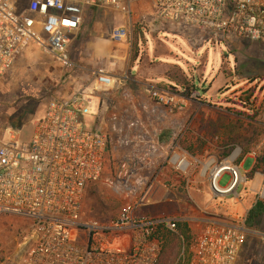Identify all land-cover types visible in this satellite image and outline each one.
<instances>
[{
  "label": "built area",
  "instance_id": "1",
  "mask_svg": "<svg viewBox=\"0 0 264 264\" xmlns=\"http://www.w3.org/2000/svg\"><path fill=\"white\" fill-rule=\"evenodd\" d=\"M143 4L149 11L143 12ZM88 8L123 15L122 25L111 32L115 41L128 37L138 17L198 30L206 42L237 39L264 45V0H29L22 10L17 0H0V79L33 47L68 63L69 46ZM127 80L126 74L116 77L103 69L92 70L88 84L46 103L28 140H21L11 128L0 135V221L10 217L23 221L19 241L3 264H156L161 252L156 228L176 233L181 218L136 212L154 203L152 183L163 167L187 186L193 176L205 180L212 201L226 196L242 201L244 195L237 189L256 173L255 150L240 158L242 151L234 147L221 159L213 155L202 159L183 145L190 123L179 121L174 113L190 101L199 102V89L147 88L148 100L138 102L135 92L122 84ZM118 86L122 101L138 104L142 115L127 123L120 141L130 150L116 175L108 177L109 135L94 121L92 126L87 123L100 109L96 92ZM92 97L97 98L95 105ZM163 131H168L167 138L161 136ZM247 157L255 161L250 171H243L240 161ZM147 170L153 172L148 184L140 180ZM224 174L230 181L221 186ZM262 176L258 197L264 196ZM98 182L109 184L124 199L106 224L87 219L83 210L86 188ZM246 214L228 221L205 218L185 264H237L247 237L255 232L246 226Z\"/></svg>",
  "mask_w": 264,
  "mask_h": 264
},
{
  "label": "rangeland",
  "instance_id": "2",
  "mask_svg": "<svg viewBox=\"0 0 264 264\" xmlns=\"http://www.w3.org/2000/svg\"><path fill=\"white\" fill-rule=\"evenodd\" d=\"M28 3L29 0H17L18 9L26 8ZM143 7L144 13L149 11L147 5L143 4ZM108 11L113 15V11ZM123 20L121 13L114 12V21L109 24V48L120 43L111 38V32L122 25ZM201 34L198 30L153 24L149 18L142 21L137 17L126 40L133 48V59L137 56L142 65H148L157 74H165L177 82L170 87L171 90L193 88L190 80L194 77L201 100L190 101L174 113L179 121L190 123L183 140L190 153L202 159L210 155L221 159L232 148L238 147L242 151L240 158L255 150L257 159H260L256 173H251L248 182L237 189L244 195L242 201L231 196L210 200L207 182L193 176L194 181L188 186L181 178L182 188L171 187L174 190L172 201L146 203L136 212L138 216L173 214L180 217L188 224L192 244L200 234L205 218L240 219L256 202L264 205V196L258 197L257 194L264 174V45L237 39L217 44L206 42ZM101 58L99 55L93 57L94 63L87 64L80 53L73 56L69 53L68 63H63L38 48L27 49L0 79V135L11 128L20 134L21 140H28L46 103L88 84L92 70L103 69ZM121 93L120 86L96 92L101 100L100 109L96 115L92 113L88 117L87 123L92 126L91 121H94V126L106 132L111 152L116 150V159L111 156L108 166L111 176L117 171L111 166L112 161H117L115 167L122 164L130 150L120 141L127 123L142 115L138 104L122 101ZM96 102L97 98L92 97L93 105ZM254 161L253 157H247L241 165L242 170L250 171ZM145 173L148 184L153 172L148 170ZM229 181L230 176L224 174L219 184L226 186ZM122 202L124 199L109 184H91L84 193V214L95 223L106 224L116 216ZM254 222L252 229L255 232L247 237L237 264H264V211ZM22 224L17 217L0 221V264L14 251ZM182 250L177 239H173L165 248L159 264H185L187 254Z\"/></svg>",
  "mask_w": 264,
  "mask_h": 264
},
{
  "label": "crops",
  "instance_id": "3",
  "mask_svg": "<svg viewBox=\"0 0 264 264\" xmlns=\"http://www.w3.org/2000/svg\"><path fill=\"white\" fill-rule=\"evenodd\" d=\"M112 21H114V12L113 15H109L108 10L96 8L86 9L81 27L72 38L74 44L71 42L72 46L71 44L69 46L70 55L73 56L80 53L82 60L87 64L94 63L93 57L95 58L98 55L100 58L102 57L101 59L104 63V67H102L107 73L116 77H120L124 74L128 75V80L122 84L135 92V97L138 102L148 100V95L145 91L147 88L166 89L172 87V85H177V82L171 80V78L167 77L165 74H157L150 66L142 65L137 56L136 59H133L131 55L133 48L130 46V42L126 41L128 38L120 41L118 46L109 48V24ZM131 62L133 63L131 64ZM187 74L190 76L189 72ZM194 80V77H192L190 82L194 86L193 88H198L199 86L196 85ZM202 89L205 90V87ZM209 91L210 89L207 92L203 91L204 96H206ZM167 135L168 131H163L161 133L163 138H167ZM115 153L116 150H113L110 156L115 158ZM243 162L244 160L240 161V164H243ZM115 163H117V161H112L111 163L114 169L117 168L115 167ZM115 172L116 171H114V173ZM110 173L107 167L106 176L111 177ZM140 180L143 182L147 181L146 173L141 175ZM173 186L182 188L181 177L172 172L169 168L163 167L157 180L152 183L150 194L154 204L161 202L166 203L168 200L172 201L174 196L171 195H174V190L171 189V187Z\"/></svg>",
  "mask_w": 264,
  "mask_h": 264
},
{
  "label": "trees",
  "instance_id": "4",
  "mask_svg": "<svg viewBox=\"0 0 264 264\" xmlns=\"http://www.w3.org/2000/svg\"><path fill=\"white\" fill-rule=\"evenodd\" d=\"M260 159H256L255 167H253V170H255L259 165ZM264 211V205L262 202H256L253 207L248 211V214L245 218V224L247 227L253 228L255 219L262 214ZM158 238L161 240V252L159 255V258L157 260L156 264L160 263V260L163 256V253L165 251V248L167 245H170L172 243L173 239H177L179 247L183 248L184 251L187 253L189 252L190 243L192 241V234L190 233V229L188 227V224L186 222H178L177 223V232H170L163 226H158L155 231Z\"/></svg>",
  "mask_w": 264,
  "mask_h": 264
}]
</instances>
